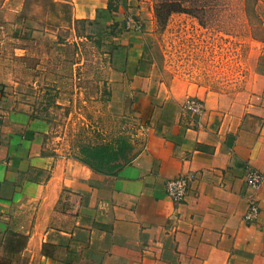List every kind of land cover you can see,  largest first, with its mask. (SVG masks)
I'll use <instances>...</instances> for the list:
<instances>
[{
	"label": "crops",
	"instance_id": "obj_1",
	"mask_svg": "<svg viewBox=\"0 0 264 264\" xmlns=\"http://www.w3.org/2000/svg\"><path fill=\"white\" fill-rule=\"evenodd\" d=\"M140 58L128 54L125 69L147 123L114 174L48 151L50 123L0 100V238L24 239L14 253L34 264H264V182L255 192L245 183L247 168L264 174V71L222 93ZM187 95L203 101L200 116L181 110ZM185 172L175 204L165 182ZM251 196L259 213L247 222Z\"/></svg>",
	"mask_w": 264,
	"mask_h": 264
},
{
	"label": "rangeland",
	"instance_id": "obj_2",
	"mask_svg": "<svg viewBox=\"0 0 264 264\" xmlns=\"http://www.w3.org/2000/svg\"><path fill=\"white\" fill-rule=\"evenodd\" d=\"M104 1L0 0V100L50 123L48 151L77 157L78 145L125 140L132 153L142 143L147 112L131 107V52L215 92L240 91L248 71H264V0H180L188 12L173 0H106L102 15ZM23 243L0 238V264H34L14 253Z\"/></svg>",
	"mask_w": 264,
	"mask_h": 264
},
{
	"label": "built area",
	"instance_id": "obj_3",
	"mask_svg": "<svg viewBox=\"0 0 264 264\" xmlns=\"http://www.w3.org/2000/svg\"><path fill=\"white\" fill-rule=\"evenodd\" d=\"M129 26H137L136 23L127 21ZM181 110L192 116H200L204 112L203 101L195 95H187L182 103ZM193 177L192 173L185 172L181 175L168 179L165 182V191L168 197L175 204L181 203L186 198L189 188V181ZM264 182V174L254 168H247L245 175L246 186L251 192H255ZM259 213V207L253 196L248 201L247 209L243 214V219L247 222L254 221Z\"/></svg>",
	"mask_w": 264,
	"mask_h": 264
},
{
	"label": "trees",
	"instance_id": "obj_4",
	"mask_svg": "<svg viewBox=\"0 0 264 264\" xmlns=\"http://www.w3.org/2000/svg\"><path fill=\"white\" fill-rule=\"evenodd\" d=\"M173 1V3H177L179 6V11L188 12V10L181 7L180 0ZM167 4H170L168 0L163 2L162 6H166ZM109 5L108 3L106 8H100L99 11L102 15L110 11L111 8ZM3 94L4 93L0 91V98H3ZM78 148L80 155L76 158L91 169L104 174H114L121 166L130 162L134 156V154L130 152L131 146L125 140L119 141L118 145H114L113 142L109 143L107 146L87 143L78 145Z\"/></svg>",
	"mask_w": 264,
	"mask_h": 264
}]
</instances>
